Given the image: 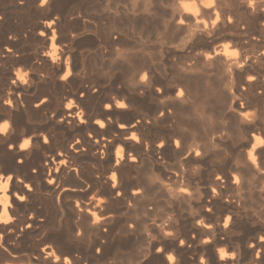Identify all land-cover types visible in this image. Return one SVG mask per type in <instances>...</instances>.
I'll use <instances>...</instances> for the list:
<instances>
[{
  "label": "bare ground",
  "instance_id": "bare-ground-1",
  "mask_svg": "<svg viewBox=\"0 0 264 264\" xmlns=\"http://www.w3.org/2000/svg\"><path fill=\"white\" fill-rule=\"evenodd\" d=\"M50 2L52 3L51 9L44 11L36 6L37 0H24L22 6L19 0H0V16L3 17V20H0V117L12 124L7 136L0 135V171L14 173L20 179H24L25 183H33L36 188L35 194L30 198V203L27 206L22 205L18 201L16 202L14 217L15 219L18 218L19 226L23 227L26 214L34 213L53 220L56 217L58 206L49 194V190L53 186L48 185L46 180L42 182L41 179L44 174L45 164L48 169L52 170L53 175L57 176V183L62 187H72L79 183L78 180L73 178L72 169L78 168L80 170V179L85 180L87 183H92L95 175H100V178L104 179L105 177L102 174L107 172L110 175L111 171L115 170L114 161L108 156L98 162V154H92L93 146L84 144L86 137L94 140L99 139L101 133H106L108 140L115 144L121 139L120 134L123 131L118 128V123L124 121L136 123V119H139L140 116H147L153 120L151 128L144 129L143 133H137L142 139L144 135H147L149 137L147 144L149 145L152 140L159 142L160 137L171 131L165 125L160 124L157 126L158 122L155 116L158 114L155 111L159 105L154 103L153 93H145L143 96L136 95V76L134 74L126 71V69L108 72L106 65H110L111 60L106 59V57L110 55V36L113 30H116L121 34L119 41L121 45L131 44L143 38L144 42L138 46L143 48L147 55H144L139 63L135 65L138 71L155 68L159 73L155 78L157 85L168 83L170 86L185 87L186 92L198 104L202 100L208 102L211 99H215L218 108V115L213 116L211 120L205 118L202 121V131L194 135L193 139L188 142L189 150L195 148L206 153L205 160L199 164V169L195 172V176L199 180L196 184V188L200 189L199 192L189 186V177L193 176L192 169L195 165H185V167L189 168V172L185 174L181 170V175L177 177L175 175L177 166L173 161L177 160L178 157L172 151L171 145L164 150V159L168 162L165 167L173 177L171 181L165 180V183L174 191L168 194L166 199L161 200L160 195L162 194H157L147 202L150 206L156 203L163 208L162 212L157 213L160 217L156 220L157 224H163L168 221L169 216H172V219L177 221L175 229L172 228L171 222L168 221L164 230H174L176 237L185 239L186 243L184 247L177 248V240L167 239L160 246H165L167 249H176L174 251L177 256L176 264H193L192 258L201 254L205 256L206 260H209V264H217L218 255L216 248L227 245L226 242L229 241L242 249L243 260L247 261L251 254L247 248V241L257 233L264 231V224L260 223L256 216L252 215L251 210L247 212L241 211L240 215L242 218L236 220L235 229L231 233L228 230L223 233L219 232V227H222V225L214 226L213 244L210 246L201 245L200 240L202 237L197 235L196 242L192 244L191 248H188L187 243L189 241L187 238L196 232L197 229H200V226L193 224L194 212H199L205 223L209 222V214H206L198 207L199 203H205V198L207 197L208 189L205 188V185L211 184L213 187L219 185V181H214V176L223 175L224 172L221 169L231 167L233 161L242 162L243 160L244 154L240 149L246 143L248 132L244 127L234 126L233 122L224 120V111L229 106L230 101L234 100L236 96H240V99L245 101L246 105L250 102L253 108L264 107V99L255 94L256 89L252 86H247V92L236 91L237 86L241 83V78L238 75L241 70L237 67V64L244 63L245 59L250 56L252 59L247 61L248 65H252V68L257 72L264 69V56L260 54L264 52V48L260 47L258 41H251L249 36L241 35L245 27L249 34L255 32L260 26L257 18L249 16L248 12L238 3V0H217L216 7L211 10L204 9L198 0L201 12L209 14L192 16L187 23L189 32L204 27L202 24L195 23L197 20L203 19L210 22L215 18V12L219 11L222 24H226L225 17L228 15H231L235 21L234 25H227L226 29H221L222 40L224 35H234L238 39L249 40V43L243 47L235 41H231L234 48H238L242 52V56L233 60L228 59L226 56L217 57L215 68H210L209 64L212 62L201 64L192 53H188L184 57L172 54L171 59H169V53L166 51L167 44L164 41L171 43L169 35L172 31L171 17L184 18L190 15L182 8H178L175 3L168 10L171 15L164 17L161 21H157L146 15L135 16L134 13L140 12L143 5L135 7L129 0H111L110 4L107 0H50ZM125 3H128L127 8L123 7ZM106 7L115 11H105ZM116 11L120 13L119 17L115 14ZM27 15H34L41 19V21L33 23V28L30 31H27V21L25 22ZM49 15L53 19L57 16L60 17L57 23L53 25V29H46L47 22H51L46 19ZM72 17H76V19H72ZM30 21H28V26ZM158 24L168 25V31H163L162 27L158 29ZM219 27L220 25H217V28ZM44 30H47L51 39L39 36V32ZM53 30H55V34L58 37L55 40L57 45L55 49L53 48L52 40ZM209 30L216 31V29L213 30L211 28V23H209ZM154 32L157 35H151ZM72 33H80L79 38L72 39ZM157 38H159L161 43L155 45V47L165 50L161 53L151 51L154 47L152 42ZM28 40L32 42V45L29 44L30 47L26 49L24 45ZM45 40H47V46H45ZM8 48L12 49L11 53L7 52ZM217 50L219 51L220 49ZM46 51L55 52L56 57H58L55 63H53V57L44 55ZM69 57H71L70 60ZM193 60L197 62L193 63ZM254 61L255 63H253ZM20 62L24 64V70L15 67ZM168 64L178 65V67L169 69L166 67ZM62 67L65 71L69 67L72 69L73 76L70 78V82L57 79L58 75L61 74L60 69ZM82 67L86 71L82 72ZM184 68H187L188 71H182ZM229 68H231V72L228 71ZM20 70H23V73L26 74L25 79L28 80V83L24 84L22 81L17 80V84L13 85L11 80L16 78V72ZM105 72H108V76L104 75ZM211 72H215V75H209L206 82H201L197 79L201 73ZM260 84H264V77H260ZM93 85L99 87L100 92H88L87 89ZM259 86L258 84L256 88L258 89ZM229 88L232 89V93L228 92ZM81 90H84L85 95L77 99ZM174 91V89L168 90L169 94L174 93ZM129 95H131L130 99L132 102L129 105L130 111L115 110L111 113V122L105 120V123L109 124V128L95 131L94 129L99 126L94 125L93 119H103L104 114L107 113V109L102 107L104 102L108 101L112 96L128 101ZM45 98H47V103L40 104V101ZM4 99H11L14 107L4 104ZM73 100L75 104L72 109V115L69 116L67 115L68 109L63 108L62 104ZM36 104H40V107L36 108ZM231 106L235 107V105ZM81 109L84 112V119L88 121L87 124H81L79 122L80 118L76 115ZM53 113H55V116H53ZM62 119L64 123H61ZM68 121H71V123ZM2 122L3 120H0V123ZM89 133H91V136H89ZM256 133L261 135L262 129L257 128ZM130 134L131 132L129 131ZM45 136L50 141L47 145L42 142ZM28 138L33 141V144L26 152L13 151L7 147L9 142L19 141L23 143V140ZM76 140H80L81 144H84V147H87L89 151L85 153L81 149L79 153H76L72 149V145L75 144ZM106 142L101 140V145ZM128 145L135 149L132 154L136 155L138 160L142 163L151 162L153 165L152 171L157 176H160L161 179H164L163 174L158 171L160 166L156 165L154 157L149 152L143 151L135 142L125 141L124 146L127 148ZM77 147L80 146L78 145ZM55 152L64 153V156L60 159L68 161L67 168L59 161L49 163ZM225 153H227V156H225ZM124 156L126 159L121 160L122 167L118 175L123 180H130L132 177L138 178L141 168L133 166L127 160V152L124 153ZM18 160H23L24 163L20 165ZM115 160H117L116 155ZM34 167L38 168V172H32ZM56 168H61V173H56ZM128 186H131V184L126 185V187ZM180 186L189 187V190L193 192V197L199 199L180 195ZM19 187L18 183L15 184V188ZM250 187L253 189L252 192L240 190L239 195L226 197L225 200L234 199L236 205H244L245 201L241 198H249L247 202L251 205L250 209H256L259 212L261 204L258 197L260 193L255 191V189L260 187L259 181L253 180ZM99 189L100 191H106L107 186L101 184ZM57 191L59 190L57 189ZM166 193L167 190H165ZM201 194H203L202 198ZM65 195V202L67 203L80 200L82 207H92L93 211L100 212L99 208L85 204L83 200L84 193L79 189ZM3 196L4 193L0 192V197ZM97 196L99 197V192H97ZM174 196L179 197V199L174 200L172 198ZM105 198L107 199V197ZM61 199L64 200V197L62 196ZM253 200L255 204L252 203ZM96 203H99V199L93 202V204ZM224 203L213 198V204L207 205L205 203V207H213V212L218 219L223 218L221 213L233 215L235 218V213L228 212ZM143 205L144 202H141L128 210L126 213L127 218L136 219L137 216H140L141 219H146L142 215L147 210ZM169 205L172 206L173 210L169 209ZM111 207L116 212L122 211L119 203H112ZM2 210V206H0V211ZM9 212L11 213L12 209H9ZM153 219H156V216ZM124 222L125 218L118 216L109 225L107 233H100L97 230L91 237L93 241L95 240L91 247L72 243L69 239L67 230L69 226L67 224H65L64 229L36 228L34 225L35 231H30L28 235L21 236L22 244L19 245L21 249H18V251L28 253L27 256H21V260L25 262L24 264H29L30 258L31 264H35L34 253L36 246L42 243L44 239H47L52 242L54 248L59 246L66 252L81 255L88 264H107L109 260L113 259L123 260L124 262L126 260L131 261L133 257L130 253L139 246L145 245L146 241L142 236L121 234ZM3 228L4 226L0 225V231ZM149 230L151 231L150 224ZM200 231L204 233L203 238H206V230L200 229ZM155 234V232H152L153 236ZM12 235L14 237L15 233ZM98 236L99 238L96 239ZM221 236L224 237L223 240ZM101 240H106L107 243L102 245L103 254L97 256L95 248L101 246ZM157 243L158 241L156 240L152 241V244ZM65 244L67 247H65ZM202 248H206V251L202 252ZM144 250L147 251V247ZM72 264H76V261L73 260ZM145 264H166V260L162 254L153 252V255ZM220 264H232V262L225 260L220 261Z\"/></svg>",
  "mask_w": 264,
  "mask_h": 264
},
{
  "label": "snow or ice",
  "instance_id": "snow-or-ice-1",
  "mask_svg": "<svg viewBox=\"0 0 264 264\" xmlns=\"http://www.w3.org/2000/svg\"><path fill=\"white\" fill-rule=\"evenodd\" d=\"M108 3H111V0H107ZM135 7L143 5L140 12L134 13L135 16L146 15L150 18H153L157 21H161L164 17L170 16L171 13L168 11L173 3H175L178 8H182L185 12L190 13L189 16L180 18L177 16L171 17V33L170 39L171 43L168 41H164L167 44L166 51L169 53V59H171V55L175 54L179 57L187 56L188 53H192L201 64H206L208 62H212L209 64L210 68H215V61L217 57H224L223 49L219 48V46L226 41H235L241 47L249 43V40L238 39L236 36H228L224 35L223 40L221 39L222 32L221 29H226L227 25H234V20H229L231 15L225 17L226 24H222L221 21L217 23L220 25L216 31L205 28V23L207 21H199L195 22L197 24H202L204 27L201 29H197L196 31L189 32L187 30V23L191 20L192 16H200L202 14H209L207 12L202 13L201 10L199 13L191 11L187 5L195 4L197 8L198 0H129ZM21 6L24 4V0H19ZM199 3L204 5L203 8L206 10H211L216 7L217 0H211L213 5L212 8L207 7L205 0H199ZM238 3L244 8L248 15L254 18H257V22L260 25L255 32L249 34L247 28L242 31V36H249L251 41H258L260 43V47L264 48V0H238ZM41 0H37L36 6L44 11H49L51 9L52 3L49 2L41 7ZM124 8L128 7V3L123 4ZM255 8V11H253ZM220 14V13H219ZM117 15V17H119ZM58 17V18H57ZM53 19L52 16H47L46 19L51 21L52 23H48L46 25V29H53V25L57 23V20L60 19L57 16ZM232 17V16H231ZM72 19H76V17H72ZM0 20H3V17L0 16ZM122 22V21H121ZM167 32L168 25L158 24L157 28ZM54 31V30H53ZM174 33V35H173ZM72 39L79 38L80 33H72ZM120 33L116 30H113V33L110 36V55L106 57V59L111 60L110 65H106L108 68V72L118 71L121 69H126V71L134 74L136 76V95H140L141 90L143 93H153L154 103L158 104L159 107L156 109L155 113L158 114L155 116L156 121L158 122L157 126L160 124L165 125L169 129L170 132L165 134L163 137L159 138V142L161 140L165 141L162 147L159 146V142L156 140H152V143L147 144V140L149 137L147 135L141 136L133 135L138 132L143 133L144 129L151 128L153 126V120L149 119L147 116H140L139 119H136V123H132V121H124L118 123V128L123 130L121 132V139L117 141V143H112L108 140V136L106 133H101L99 139H91L86 137L84 144L93 146V155H97L98 162L103 160L105 156H108L110 159L114 161L115 170L111 171L110 175L106 172L102 174L105 178L101 179L100 175H95L92 183H87L85 180L80 179V170L72 169V176L76 180L79 181L75 186L72 187H62L57 183V176H54L52 170L47 168V165H44V174L41 177L42 182L44 180L47 181L48 185H52L53 188L49 190V194L52 196L53 201L58 206V211L56 213L55 219H50L49 217H41L38 215L26 214L25 219L23 221V227L19 226L18 218L12 220L9 223H5L0 221V225H3L4 228L0 233V264H24V261L21 260V256H27L28 253L24 251H18L21 249L19 247L22 244L21 236H26L30 231H35L34 225L36 228H50V229H64L65 224H67L69 239L72 243L76 245H87L91 247L95 240L93 241L91 237L98 230L100 233H107L109 231V225L118 217L122 216L125 218V222L121 228V234L123 235H138L142 236L146 241V244L143 246H139L130 254L133 259L131 260V264H145V262L153 255V252L156 254H162L165 257L166 264H169V260L167 258L168 253L175 251L176 249H167L165 246H160L164 244V241L167 239L177 240V248H182L185 246V239H179L175 235L174 230L167 231V235L164 230L159 227L156 220L160 217L157 215L158 212H162L163 208L158 204L153 203L151 206L147 201H149L153 196L157 194L160 195V199H166L168 194L173 193V189L165 183V180L171 181L173 179L171 173L166 169L167 161L164 159V150L166 147L171 145L172 151L176 153L178 159L173 161V163L177 166L175 170V175L179 177L181 175V170L187 174L189 172V168L185 167V165L194 166L199 165L205 160L206 153L201 151H197L195 148L189 150L188 142L192 140L194 135L200 133L202 131V121L205 118L211 120L213 116L218 115V108L216 106V100L211 99L208 102L204 100L200 101L199 104L195 99H193L187 92L185 87L177 86V85H169L166 83L165 85H157L155 83L156 75L158 72L155 68H149L147 73L143 76L145 82L141 83L142 74L145 73V70L138 71L135 68L140 61V59L147 55L144 52L143 48L139 47L140 43H143V38L140 41H136L131 44H123L119 43L120 41ZM151 35H157V33H152ZM40 37H48L49 33L47 30L39 32ZM58 39V37H57ZM45 46H47V40L44 41ZM153 48L151 51L155 53H161L165 51L164 49L155 47L161 43L159 38L153 40ZM53 45H56V41H53ZM233 48V44L231 45ZM220 49L217 51V49ZM7 52L11 53L12 49L8 48ZM262 56L264 54L260 53ZM45 56L53 57V63L56 62L54 59L53 52H45ZM242 56V52L239 50L238 58ZM191 59V57H189ZM250 56L247 57V61L251 60ZM196 63V60L192 61ZM255 63V61L253 62ZM247 65V66H246ZM169 69H175L178 65H166ZM241 71L238 74L241 78V83L237 86L236 91L247 92V86H252L256 89L255 94L261 99H264V84H260V77H264V69L257 72L252 68V65H248L247 63H241L238 67ZM81 71H86L84 67L81 68ZM163 71V69H161ZM182 71L187 72L188 69L184 68ZM229 71V70H228ZM108 72H105L104 75L108 76ZM60 75H58L57 79L61 80V77H65V82H70V78L73 76L72 69L69 67L67 71L60 69ZM70 73V74H69ZM151 73V75H150ZM209 75H215V72L211 73H201L197 79L201 82H206L207 77ZM165 79V78H164ZM17 80L25 83V75L23 70L16 72V78L11 80L13 85L17 84ZM28 81V80H27ZM215 83V81H213ZM260 85L257 89L256 86ZM159 86V90L158 87ZM227 87V85H225ZM174 89V93L169 94L168 90ZM88 92L98 93L100 92V88L93 85L91 88L87 89ZM229 93H232V89H228ZM85 95L84 90H81L77 99L82 98ZM130 96L128 97V107H117L116 96L110 97V99L102 105L103 109H106V105L109 106L110 110H107V113L104 114L103 119H93L94 125L99 126L94 129L95 131H99L100 129L109 128V124L105 123V120H109L111 117V113L115 110L122 111H130L129 105L131 102ZM141 96V95H140ZM66 99V98H65ZM207 99V98H206ZM122 100V99H121ZM72 102L75 104V101H68L66 104H62L63 108L68 109L67 115H72L73 107L69 108L68 104ZM3 103L9 106L14 107L11 99H4ZM47 98L42 99L40 104H46ZM40 104H36L35 107L39 108ZM231 105H235L232 107ZM203 108V110H201ZM55 116V113H53ZM0 120H3L0 123L2 126L7 120H4L3 117H0ZM224 120L233 122V125H239L245 128L248 132L246 137V143L243 148L240 149L243 152V160L242 162L233 161L232 166L228 168H222L221 171L224 172L223 175H215L214 181H219L220 184L213 187L211 184H206L205 188L208 189L207 197L205 198V203L207 205L213 204V198L218 199L219 201L225 202L224 205L227 208L228 212H234L235 218L233 215H229L227 213H221L222 219L216 218V214L213 212V207L208 206L205 207V203H199L198 207L204 211L208 215L209 222L205 223L204 219L200 217V213L194 215L193 224L197 225V221H202L200 224V229L206 230L207 237L213 236L214 226L222 225L219 227V232L223 233L225 230H228L231 233L235 229V224L237 219H241V211L247 212L251 208V205L248 204L249 198L242 197L241 199L245 201L244 205H236V201L234 199L225 200L226 197L239 195L240 190L246 192H252L253 189L250 187L253 180L259 181L260 187L255 189V191L259 192L260 195L258 197L260 201L259 215L264 217V107L261 108H253V105L249 102L245 103V101L240 99V96H236L234 100H231L229 106L224 111ZM81 124H87L88 121L84 119ZM71 123V121H68ZM223 123V121H221ZM61 123H64L63 119ZM105 126L102 127L101 124ZM139 125V127H137ZM10 128H12V124L10 123ZM9 128V129H10ZM262 129V134L257 135L256 129ZM129 131L131 134L129 135ZM9 130L4 133L0 132V135L7 136ZM90 136V135H89ZM223 139V135H222ZM101 140L107 141L103 145H101ZM24 141H28L29 146L27 148L22 149L19 141L9 142L7 147L13 151H27L32 147L33 141L28 138L24 139ZM125 141L135 142L143 151L149 152L151 156L154 157L156 165H159V172H161L164 176V179H161L160 176H157L155 172L152 171L153 165L151 162H141L137 159L136 155H133L132 152L135 149H132L130 145L127 148L124 146ZM183 141V143H182ZM39 143V141H37ZM43 144L47 145L50 143L47 136L43 137ZM84 144H81V141L75 142L72 145V149L79 153L81 149L85 153L89 151L87 147H84ZM80 147H77V146ZM117 145L124 146V153L127 152V160L133 166H139L141 168V172L137 177H132L130 180H123L118 173L122 167L121 163L117 166L115 155ZM227 147V145H225ZM107 150V151H105ZM64 156L63 152H55L49 163L57 162L61 163L65 168H67L68 161L60 159ZM227 156V153H225ZM255 157V159H253ZM199 158V159H198ZM126 157L124 156L123 160ZM24 163L23 160H18V164L22 165ZM193 176L189 177L190 187H192L196 192V184L199 182L198 178L195 176V172L197 171L195 168L192 169ZM33 173L38 172V168L34 167L32 169ZM56 173H61V168L55 169ZM115 173V178H112V174ZM50 177V178H49ZM19 184V188H15V184ZM131 184V186L126 187L127 184ZM106 185V191H100L99 185ZM7 185V191L4 190V186ZM215 189H219L218 192L214 191ZM57 189L59 191H57ZM80 190L84 193L83 200L86 205H93V207L99 208L100 212H96L92 210V207H82L80 200L73 201L72 203H67L66 195L71 194L77 190ZM135 190V191H134ZM165 190L167 193L165 194ZM36 188L33 183H25L24 179H20L14 173H10L7 171H0V192L4 193V196L8 197L9 208L12 209L10 213L11 216L14 217V213L16 210V202H20L22 205L27 206L30 203V198L34 196ZM97 192H99V197L97 196ZM179 194L186 195L187 197H192L193 199H199L197 197H193V192L189 190V187L180 186ZM64 197V200L61 197ZM107 197V199H102ZM174 200L179 199V197H172ZM99 199V203L93 204L94 201ZM131 202V203H130ZM141 202H144V208L147 209L142 215L146 219H141L140 216H137L136 219L127 218V211L132 209L135 205H139ZM112 203H119L122 211L116 212L111 207ZM255 204V201H252ZM103 205V207H101ZM235 205V207H233ZM0 206H2V211L0 214L4 212V203L0 200ZM170 210L172 206H168ZM102 213V214H101ZM110 213L114 215H109ZM253 215V212H252ZM156 216V219L153 217ZM168 221L171 222V226L173 229L177 226V221H174L172 217H168ZM264 224V222H260ZM149 224L151 225V231L149 230ZM95 225V226H93ZM11 226V227H10ZM147 226V227H146ZM197 229L196 232L191 234L187 240V247L191 248L192 244L196 242L197 235H201L200 244L203 246H210L213 244V240L210 242L203 238L204 233ZM27 230V231H26ZM82 230V231H81ZM152 232H155V239H152ZM13 233L15 236L13 237ZM96 237V239H98ZM223 236L221 239L223 240ZM158 241L157 244H152V241ZM151 241V247H148L149 242ZM183 241V244L181 243ZM14 242V244H13ZM107 243L106 240H101V246H97L95 248V253L97 256L103 254L102 245ZM227 243V252L230 254L234 251L239 252V256L235 259L228 258L225 260H230L232 264H264V231L257 233L255 236L251 237L247 241V248L250 250V257L247 261L243 260V251L238 248L237 245L232 242ZM156 245L155 247H153ZM251 245V247H249ZM145 247H147V251H145ZM51 249V250H50ZM202 252L206 251V248H202ZM217 249V248H216ZM231 249V251H229ZM259 251V255H258ZM217 252V251H216ZM59 253V254H58ZM128 255V254H125ZM218 255V254H217ZM201 255L194 256L192 258L193 264H201ZM204 256V255H203ZM177 257V256H176ZM35 264H72V261L75 260L76 264H88L86 260L81 255H74L70 252H66L61 249L59 246L53 247L52 242L47 239H44L42 243L36 246V250L34 253ZM223 260V261H225ZM115 264H120L119 259H114ZM207 264H209V260H206ZM220 258L218 256L217 264H220ZM29 264H31V258L29 260ZM124 264H129V261H125Z\"/></svg>",
  "mask_w": 264,
  "mask_h": 264
},
{
  "label": "clouds",
  "instance_id": "clouds-1",
  "mask_svg": "<svg viewBox=\"0 0 264 264\" xmlns=\"http://www.w3.org/2000/svg\"><path fill=\"white\" fill-rule=\"evenodd\" d=\"M48 2H49V0H41V4H40V6H41V7H44ZM205 3H206V5H207V7H209V8H212V7H213V5H212V3H211V0H205ZM109 4H110V3H109ZM202 6H204V5H202ZM118 7H119V6H118ZM187 7H188L191 11L196 12V13H199V11H200V9L197 8V6H196L195 4L187 5ZM105 11H115V10L106 7V8H105ZM253 11H255V8H253ZM219 13H220L219 11H216V12H215V18L212 19L210 22H209L208 20H203V19H202V20H198V22H199V21H207V23H205V28H206V29H209V23H211V28L214 30L215 27H216V25H217V23L221 21V16H220ZM115 14H116V15H119L120 13H119L118 11H116ZM57 18H58V17H57ZM229 20H230V21L233 20V17L230 16V17H229ZM48 23H52V22H47V24H48ZM10 38H11V37H10ZM56 39H57V36H56V34H55V30H54V31H53L52 40L55 41ZM231 45H232V42H231V41H227V42H223V43L219 46V48H222V49H223V54H224L226 57H228V59L233 60L234 58H238L239 49H238V48H232ZM53 48L55 49L56 46L53 45ZM219 48H218V49H219ZM217 51H218V50H217ZM261 53L264 54V52H261ZM53 54H55V52H53ZM54 59H58V57H56V56L54 55ZM70 59H71V57H69V60H70ZM246 63H247V58H246L245 61H244V64H246ZM240 65H241V63L237 64V67H239ZM229 72H231V68H229ZM146 73H147V70H145V73L142 74V78H141V81H140L141 83L145 82L144 79H143V76H144ZM69 74H70V73H69ZM24 75H26V74H24ZM158 75H159V73H158ZM162 78H163V77H162ZM64 79H65V77L62 76V77H61V80H64ZM27 82H28V81L25 80V83H27ZM157 87H158V90H159V86H157ZM140 95H141V96L144 95L143 90H141ZM115 98H116V100H117V107H121V108H123V107H128V104H127V100H126V99L121 100V99H117V97H115ZM73 106H74V104H73L72 102H70V103L68 104V107H69V108H71V107H73ZM105 107H106L107 110H110L109 106L106 105ZM76 115L81 119V122H84V121H83L84 112H83L82 109H81V111L78 112ZM109 122H111V117H109ZM101 126L104 127L105 125L102 123ZM9 128H10V122H9V121H8V122H5L2 126H0V132H4V133H6V132L9 130ZM89 135L91 136V133H89ZM133 135L135 136V135H137V134L134 133ZM77 142H79V140H77ZM164 143H165V141L161 140V141L159 142V146L162 147ZM28 146H29L28 141H24V142L21 144V148H22V149L27 148ZM196 150L199 151L198 149H196ZM116 156H117L116 163H117V166H118V165L120 164L121 160H123V158H124V146H123V145H117ZM253 159H255V157H253ZM194 168H195L196 170H198V169H199V165H195ZM115 175H116L115 173L112 174V178H113V179L115 178ZM4 190L7 191V185L4 186ZM134 191H135V190H134ZM197 191L199 192L200 189L197 188ZM214 191L218 192L219 190L214 188ZM202 195H203V194H201V198H202ZM102 199H105V200H106V198H102ZM0 200H2L3 203H4V212H3L2 214H0V221H3V222H5V223H9V222H11L12 220H14L15 217L11 216L10 213L8 212V210H7V209L9 208V206H10V205H9V202H8V197H7V196L0 197ZM130 203H131V202H130ZM249 210H251V211L253 212V215L257 217V220H258L259 222H264V217H261V216L259 215V212L256 211V209H249ZM197 213H198V212H194V214H197ZM32 215H35V214L33 213ZM109 215H114V214L110 213ZM169 217H172V216H169ZM137 218H138V217H137ZM167 223H168V221H165L163 224H159V227H160L162 230H164V229L166 228V226H167ZM201 223H202V221H197V226H200ZM93 226H95V225H93ZM146 227H147V226H146ZM81 231H82V230H81ZM164 231H165V230H164ZM165 233H166V235H167V231H165ZM0 236H2V233H0ZM213 238H214V236H213V237H206L205 240H207V241L210 242L211 240H213ZM152 239H155V236H153ZM181 243L183 244V241H182ZM13 244H14V242H13ZM148 247H151V241L149 242ZM161 247H162V246H161ZM227 247H228L227 245H224V246H222V247H217V249H216L217 254H218V256H219V258H220L221 261H223V260H225V259H228V258H233V259H235L237 256H239V252H238V251H234V252H232V253L229 254V253L227 252ZM249 247H251V245H249ZM258 255H259V251H258ZM167 258H168L170 264H176L177 257H176V255H175V252H174V251L171 252V253H168ZM200 259H201V264H207V261H206L205 256L202 255ZM107 264H115L114 259H113V260H109V261L107 262ZM120 264H124V261L121 260V261H120ZM129 264H131V261H129Z\"/></svg>",
  "mask_w": 264,
  "mask_h": 264
},
{
  "label": "rangeland",
  "instance_id": "rangeland-1",
  "mask_svg": "<svg viewBox=\"0 0 264 264\" xmlns=\"http://www.w3.org/2000/svg\"><path fill=\"white\" fill-rule=\"evenodd\" d=\"M31 17V18H30ZM31 20V21H30ZM33 20V21H32ZM36 20V21H35ZM27 21V22H26ZM28 21H30V25L28 26V24H29V22ZM39 21H41V19H39V18H37V17H35L34 15H27V18H25V22H26V26H27V31H30V29L32 30V28H33V23H36V22H39ZM32 23V24H31ZM29 27H31V28H29ZM32 45V42L30 41V40H28L27 42H25V47H26V49H28L29 47H30V45ZM233 48H234V46H233ZM16 68H22L23 70L25 69L24 67V64L23 63H19V64H17L16 66H15ZM38 240V239H37ZM65 247H67L66 246V244H65ZM25 263V262H24Z\"/></svg>",
  "mask_w": 264,
  "mask_h": 264
}]
</instances>
